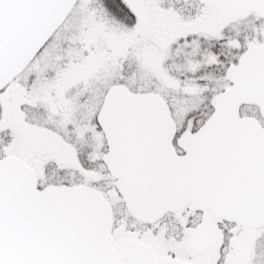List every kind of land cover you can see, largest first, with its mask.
<instances>
[{
	"label": "snow or ice",
	"instance_id": "snow-or-ice-1",
	"mask_svg": "<svg viewBox=\"0 0 264 264\" xmlns=\"http://www.w3.org/2000/svg\"><path fill=\"white\" fill-rule=\"evenodd\" d=\"M0 264H264V0H0Z\"/></svg>",
	"mask_w": 264,
	"mask_h": 264
}]
</instances>
